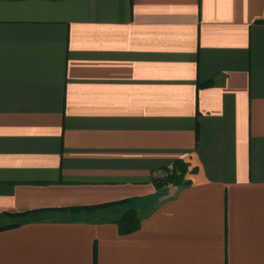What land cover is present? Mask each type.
I'll return each mask as SVG.
<instances>
[{
  "label": "crops",
  "instance_id": "crops-1",
  "mask_svg": "<svg viewBox=\"0 0 264 264\" xmlns=\"http://www.w3.org/2000/svg\"><path fill=\"white\" fill-rule=\"evenodd\" d=\"M6 214L0 264H264V0H0Z\"/></svg>",
  "mask_w": 264,
  "mask_h": 264
},
{
  "label": "trees",
  "instance_id": "trees-1",
  "mask_svg": "<svg viewBox=\"0 0 264 264\" xmlns=\"http://www.w3.org/2000/svg\"><path fill=\"white\" fill-rule=\"evenodd\" d=\"M177 167L182 168V165L180 162L176 163ZM177 175H168L165 179L156 181L157 185L165 184L168 182H173L177 179ZM129 200H123V201H116L108 204H104L105 206L108 205H115V204H122L127 203ZM102 205V206H104ZM101 207V206H100ZM111 221L115 223L118 227L119 233H128L140 226L141 218L138 216L135 208L127 207L122 212L113 213L112 216H110ZM4 221L0 222V229H4L7 227H13L18 225L17 221V215L14 214H6L4 217Z\"/></svg>",
  "mask_w": 264,
  "mask_h": 264
},
{
  "label": "rangeland",
  "instance_id": "rangeland-1",
  "mask_svg": "<svg viewBox=\"0 0 264 264\" xmlns=\"http://www.w3.org/2000/svg\"><path fill=\"white\" fill-rule=\"evenodd\" d=\"M176 173L174 172V171H167V173H162V175H161V177H160V179L159 180H163V179H165L166 178V176H168V175H175ZM123 206H126V204H115V205H111V206H109L110 208H114V210L116 209V210H118L117 208H120V207H123ZM135 210H136V208H135Z\"/></svg>",
  "mask_w": 264,
  "mask_h": 264
}]
</instances>
